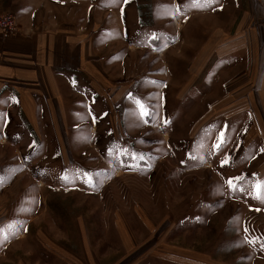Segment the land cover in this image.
<instances>
[{
	"label": "rangeland",
	"instance_id": "obj_1",
	"mask_svg": "<svg viewBox=\"0 0 264 264\" xmlns=\"http://www.w3.org/2000/svg\"><path fill=\"white\" fill-rule=\"evenodd\" d=\"M111 1L110 84L0 159V264H264V0Z\"/></svg>",
	"mask_w": 264,
	"mask_h": 264
},
{
	"label": "crops",
	"instance_id": "obj_2",
	"mask_svg": "<svg viewBox=\"0 0 264 264\" xmlns=\"http://www.w3.org/2000/svg\"><path fill=\"white\" fill-rule=\"evenodd\" d=\"M197 1L205 7L225 5V0ZM260 3L246 0V14H257ZM127 5L116 7L111 0H0V14L12 15L18 25L17 32L0 34V133L8 135L0 137V159L9 150L11 165L36 163L27 161L28 153L44 148V142L52 140L48 134H61L57 120L74 118L82 110L80 104L92 97L90 88L96 80L110 84L109 69L101 57L114 53L106 37L115 34L119 41L115 51L129 42L124 38ZM211 51L205 47L200 64ZM215 53L220 59L225 50ZM32 125L38 133L45 129L41 139H33ZM16 135L23 139L13 140ZM51 144L56 147L54 140Z\"/></svg>",
	"mask_w": 264,
	"mask_h": 264
},
{
	"label": "built area",
	"instance_id": "obj_3",
	"mask_svg": "<svg viewBox=\"0 0 264 264\" xmlns=\"http://www.w3.org/2000/svg\"><path fill=\"white\" fill-rule=\"evenodd\" d=\"M15 18L9 14H0V34H8L16 31Z\"/></svg>",
	"mask_w": 264,
	"mask_h": 264
},
{
	"label": "snow or ice",
	"instance_id": "obj_4",
	"mask_svg": "<svg viewBox=\"0 0 264 264\" xmlns=\"http://www.w3.org/2000/svg\"><path fill=\"white\" fill-rule=\"evenodd\" d=\"M221 135L223 136V133H222ZM221 143H223V140H221ZM219 147H220V144L218 143V144L216 145V148L219 149ZM89 182H90V181H89ZM229 183H231V181H229Z\"/></svg>",
	"mask_w": 264,
	"mask_h": 264
}]
</instances>
